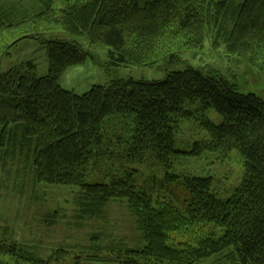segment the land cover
Listing matches in <instances>:
<instances>
[{"label":"trees","instance_id":"16d2710c","mask_svg":"<svg viewBox=\"0 0 264 264\" xmlns=\"http://www.w3.org/2000/svg\"><path fill=\"white\" fill-rule=\"evenodd\" d=\"M39 2L43 10L32 17L0 6V35L36 28L16 38V44L42 36L37 21L60 25L92 44L107 46V68L152 66L160 54L173 59V49L200 48L209 35L215 47L223 45L264 72V0H63L58 12L55 0ZM42 45L48 60L46 76L38 78L32 62L0 73V183L6 194L24 193L30 186L32 160L33 187L39 183L76 190L75 219L99 221L109 203L123 204L136 220L140 242L131 246L127 239L103 231L91 234L88 246H60L43 257L35 248L9 243L0 234V264H201L211 258L220 264H264L262 99L240 93L219 74L193 68L170 72L161 81L114 78L108 86L78 96L63 90L58 81L89 54L70 42ZM196 101L207 139L195 143L186 155L224 156L235 150L243 160V179L228 199L214 193L210 177H183L188 196L181 208L157 199L155 179L141 184L136 170L113 176L108 184L87 182L89 169L110 150L105 119L132 116L128 156L168 169L179 154L177 117L184 115L185 105ZM209 108L221 115V125L203 116ZM61 211L50 214V224L62 220ZM174 236L179 238L175 241Z\"/></svg>","mask_w":264,"mask_h":264},{"label":"rangeland","instance_id":"374dc122","mask_svg":"<svg viewBox=\"0 0 264 264\" xmlns=\"http://www.w3.org/2000/svg\"><path fill=\"white\" fill-rule=\"evenodd\" d=\"M62 1L55 0L53 6L55 12L62 8ZM0 6L25 12L30 17L43 10L39 0H0ZM37 22L40 23L38 25L42 30V36L38 40L26 38L14 43L20 35L34 32L36 30L34 27H27L24 31L14 32L12 35L8 33L0 35V73L22 63L32 62L36 67V76L44 77L48 72V60L43 42L64 41L79 45L89 54L82 64L68 67L58 81L63 90L78 96L87 93L93 87L108 86L114 78L161 81L170 72L193 68L207 75L219 74L237 85L240 93L254 94L264 102V72L253 68L243 58L228 53L223 45L215 47L209 35L200 48L173 49L171 51L173 59L160 54L152 66L129 64L107 68L109 62L107 46L92 44L86 36L70 34L60 25ZM199 107L197 101L187 104L183 108L184 115L177 117L175 151L179 154L171 159L168 169L151 161L139 163L128 156L127 149L134 130L132 116H111L105 119L103 131L105 138L109 140L107 148L110 147V150L89 169L86 174L87 182L108 184L111 177L122 176L130 169L136 170L138 174L135 179L141 184H150V180L155 179L153 182L158 193L157 199L171 202L175 207L181 208L182 200L188 196L182 184L183 177H210L214 193L219 198L228 199L243 179L244 167L241 156L235 150L224 156L221 152L203 153L198 157L186 155L195 143L207 139V133L200 125L202 113L198 111ZM203 116L215 126L222 123L221 115L213 108L207 109ZM28 170L30 178L27 177V185L30 186L25 188L23 195L17 192L6 194L8 190L0 183V234L7 242L33 247L43 257H47L52 250L60 246L65 248L88 246L91 234L103 231L106 236H114L119 240L127 239L131 246L139 244L140 233L136 229V220L123 204L109 203L102 220L79 221L74 217L76 190L71 187L39 183L33 187L32 160ZM174 177L178 179L173 180ZM56 210H62L60 214L63 218L59 223L50 224L53 221L50 214ZM216 232L218 236L222 235V231ZM173 238L176 241L179 237ZM201 264L220 262L211 258Z\"/></svg>","mask_w":264,"mask_h":264}]
</instances>
